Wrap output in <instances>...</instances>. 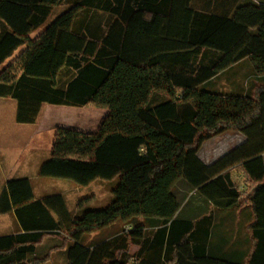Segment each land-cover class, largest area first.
Here are the masks:
<instances>
[{"label": "trees", "instance_id": "obj_1", "mask_svg": "<svg viewBox=\"0 0 264 264\" xmlns=\"http://www.w3.org/2000/svg\"><path fill=\"white\" fill-rule=\"evenodd\" d=\"M65 1L70 6L46 27ZM195 1L0 0V66L28 47L0 75V98L17 101V122L36 124L44 104L110 110L96 137L67 140L76 144L75 158L50 159L39 176L78 187L117 182L107 207L74 216L63 195L36 198L30 180H10L0 215L14 213L21 230L0 237V264H46L49 255L29 258L52 235L65 236L67 264H233L208 255L212 215L191 221L179 214L180 176L218 208H251L245 264H264V84L247 96L207 89L245 61L264 77V2L232 0L219 12L218 0L202 8ZM227 131L246 141L204 164L201 146ZM182 157L180 176L164 171ZM237 165L249 182L246 196L230 179ZM132 221L115 238L83 242Z\"/></svg>", "mask_w": 264, "mask_h": 264}, {"label": "crops", "instance_id": "obj_2", "mask_svg": "<svg viewBox=\"0 0 264 264\" xmlns=\"http://www.w3.org/2000/svg\"><path fill=\"white\" fill-rule=\"evenodd\" d=\"M44 30L45 29L42 28L34 32L31 35V39L34 41L37 40L44 33ZM27 49V46L21 47L10 59L1 65L0 75L9 65L14 63L23 53H25ZM17 108L16 100L11 98H0V114H10V118L7 122H4V120L0 121V197L5 191L7 183L13 179L30 180L34 194L35 190L39 189L37 185H41V190H44L49 185L41 181L35 183V180L37 179V170H40V167L44 162L53 158H60L64 155H69V158H75V154L77 153L76 144H69L67 143V140L74 139L81 142L82 137L85 134L81 128L77 127V117L73 114V111L78 107L44 104L38 121L36 124L32 125L19 124L17 122ZM83 108L85 107H81L80 109ZM245 141L246 139L244 142ZM244 142L238 144L236 148L240 147ZM36 154H38V160L35 159ZM237 167L241 169L242 174L240 175V178L245 177L243 167L237 165L233 169ZM231 170L229 171V175L233 182L234 175ZM40 179L42 178L40 177ZM233 185L235 189L239 190V192L242 191L241 187H238L234 182ZM51 187L53 188L54 186ZM61 189L53 188L51 189L52 192H54L53 194L44 195L42 197L51 195L64 196L65 191ZM42 192L44 193L41 194H48L46 191ZM35 197L38 198L36 195ZM183 208L184 206L181 208V211H183ZM240 208L244 209L248 207L238 206L232 209H222L215 205L211 206L209 215H212L213 217L212 228L215 229V227H217V231L213 237L210 233L207 249L210 257L233 264H245L251 256L253 251V241L252 233L248 229V226L254 222V216L250 208V210L248 209L250 213L248 212L249 214L245 215L243 220H240V211H238ZM181 211L179 214L182 213ZM192 213L193 211L189 208L186 211V215L182 218L194 221L201 214H203V217L209 216L208 214L204 215L202 212L193 216ZM9 222H11V231H7L9 230ZM20 230L21 228L14 213L0 215V237L14 235L20 232ZM53 237L57 236H49L45 238L43 243ZM40 246L41 245L38 247ZM219 252L220 255H218Z\"/></svg>", "mask_w": 264, "mask_h": 264}, {"label": "rangeland", "instance_id": "obj_3", "mask_svg": "<svg viewBox=\"0 0 264 264\" xmlns=\"http://www.w3.org/2000/svg\"><path fill=\"white\" fill-rule=\"evenodd\" d=\"M220 4L224 5L223 7H219V12H226L230 10L229 7L232 3V0H218ZM210 0H196L195 6L197 8H202L207 5ZM255 2H264V0H256ZM70 4L65 1L61 6L55 9L54 13L48 20L46 27L50 25L63 11H65ZM224 8V9H223ZM44 29V28H43ZM264 84V77H257L253 73V68L249 61H245L228 72L222 74L218 79L212 81L208 86V90L219 92L222 94H239L243 96H247L248 94H252V89L259 85ZM110 110L106 108H100L93 105L86 106L83 109L76 108L73 111V114L77 117V127L81 128L85 133L82 139H87L90 137H96L98 132L107 118V113L109 114ZM10 114H0V121L4 120L7 122L9 120ZM80 121V122H79ZM9 126V125H8ZM95 134V135H94ZM92 140V139H90ZM99 139H96L98 142ZM245 136L237 131H227L219 136L212 137L208 139L202 146L198 153L199 158L208 165L213 164L218 161L222 157H224L229 152L234 151L238 144L244 142ZM95 141V142H96ZM93 142V143H92ZM94 140L91 141L92 145H94ZM35 159L38 160V154H36ZM77 159V158H76ZM184 158L182 157L179 160H172L165 163L164 171L175 170L179 173V176L182 172V164ZM39 169V168H38ZM234 170V171H233ZM231 170L234 175L233 182L241 187V194L246 196L248 193L249 182L247 181V177L240 178L241 169L239 167ZM39 170H37L36 175L37 179L35 183L41 181L49 186L44 190H41V185H37L39 189L35 190V195L40 198L44 195L53 194L51 189H61L65 191L64 198L67 204L69 211L72 215H79L82 211L86 209H102L107 207L112 198H113V189L116 187L117 182H103L97 181L90 185L89 187H78L72 181L66 180H57L51 178H42L38 175ZM51 186H54L53 188ZM51 188V189H50ZM50 190V191H49ZM40 191V192H39ZM42 191H46L48 194ZM190 186L187 184L186 180L183 176H180L177 181V185L175 187V194L182 206H184L183 211L180 215L184 217L186 215V211L191 208L193 211V216L196 214H200L201 212L204 215L208 214L211 211V202L202 197L198 192H193ZM221 205H226L227 201H217ZM245 206L244 204H240L239 207ZM248 207V206H246ZM250 207L248 208H240V220L244 219V216L250 213ZM247 210V212H246ZM246 212V213H245ZM249 212V213H248ZM203 217L201 214L197 221ZM137 221L132 222H118L114 226H111L107 229H104L102 232L93 234L91 236H85L83 242L85 245L96 244L105 240H109L115 238L123 231H128L132 229ZM152 224V222H151ZM9 230L11 231V222L8 223ZM152 226L148 232H155L156 230ZM217 231V227L212 228L211 234L212 237ZM57 236V235H52ZM233 242V241H232ZM65 236L58 235L57 237L49 238L45 243H42L40 247L37 248L35 254H33L29 259L38 258L42 259L46 256H50V260L46 264H67V252L65 250ZM140 250L139 246H133L131 253L136 254ZM220 255V252L218 253Z\"/></svg>", "mask_w": 264, "mask_h": 264}]
</instances>
